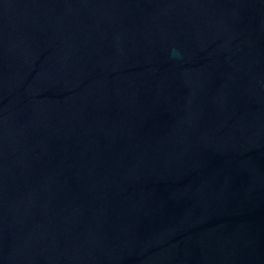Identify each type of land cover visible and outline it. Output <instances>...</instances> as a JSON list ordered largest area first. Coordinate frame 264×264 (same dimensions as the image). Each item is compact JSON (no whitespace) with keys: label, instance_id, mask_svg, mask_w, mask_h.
<instances>
[{"label":"water","instance_id":"water-1","mask_svg":"<svg viewBox=\"0 0 264 264\" xmlns=\"http://www.w3.org/2000/svg\"><path fill=\"white\" fill-rule=\"evenodd\" d=\"M0 264H264V0H0Z\"/></svg>","mask_w":264,"mask_h":264}]
</instances>
